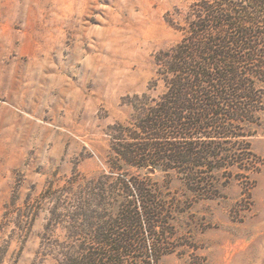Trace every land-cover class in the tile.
I'll return each instance as SVG.
<instances>
[{"label":"rangeland","instance_id":"rangeland-1","mask_svg":"<svg viewBox=\"0 0 264 264\" xmlns=\"http://www.w3.org/2000/svg\"><path fill=\"white\" fill-rule=\"evenodd\" d=\"M196 1L0 0V264H34L53 197L103 176L110 192L121 173L173 212L161 264H264V110L257 170L233 168L220 199H195L160 170L109 166L110 127L133 113L123 99L148 92L156 54L183 37L168 21L183 25Z\"/></svg>","mask_w":264,"mask_h":264},{"label":"trees","instance_id":"trees-1","mask_svg":"<svg viewBox=\"0 0 264 264\" xmlns=\"http://www.w3.org/2000/svg\"><path fill=\"white\" fill-rule=\"evenodd\" d=\"M168 22L183 37L156 54L148 92L123 99L133 113L110 127L109 166L160 170L185 181L193 198L217 200L233 168L257 170L252 139L264 110V0H197L183 25ZM119 176L110 192L103 176L70 201L64 192L53 197L34 264H161L172 252L164 237L174 231L173 212L145 181ZM57 229L63 236L53 240Z\"/></svg>","mask_w":264,"mask_h":264}]
</instances>
